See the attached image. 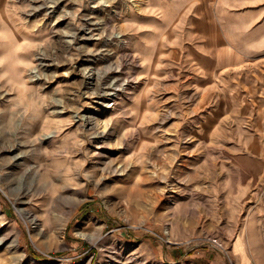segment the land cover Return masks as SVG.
I'll use <instances>...</instances> for the list:
<instances>
[{
	"label": "rangeland",
	"instance_id": "obj_1",
	"mask_svg": "<svg viewBox=\"0 0 264 264\" xmlns=\"http://www.w3.org/2000/svg\"><path fill=\"white\" fill-rule=\"evenodd\" d=\"M260 162L264 0H0V264H240Z\"/></svg>",
	"mask_w": 264,
	"mask_h": 264
},
{
	"label": "crops",
	"instance_id": "obj_2",
	"mask_svg": "<svg viewBox=\"0 0 264 264\" xmlns=\"http://www.w3.org/2000/svg\"><path fill=\"white\" fill-rule=\"evenodd\" d=\"M264 169V162H260ZM241 177L237 178L236 185V242L237 246L243 250L237 251L240 264H264L257 258L254 251L249 249L264 248V176L263 172H258L257 176L250 177L249 172L242 170ZM224 179V177H223ZM222 199L223 195H219ZM227 206L228 204H224ZM240 222V223H239ZM206 255H203V258ZM211 264H227L221 256L215 257Z\"/></svg>",
	"mask_w": 264,
	"mask_h": 264
},
{
	"label": "built area",
	"instance_id": "obj_3",
	"mask_svg": "<svg viewBox=\"0 0 264 264\" xmlns=\"http://www.w3.org/2000/svg\"><path fill=\"white\" fill-rule=\"evenodd\" d=\"M213 244H211L215 249H217L218 251H221L220 249H222V245L220 242H218L217 240H213L212 241ZM223 250V249H222Z\"/></svg>",
	"mask_w": 264,
	"mask_h": 264
},
{
	"label": "bare ground",
	"instance_id": "obj_4",
	"mask_svg": "<svg viewBox=\"0 0 264 264\" xmlns=\"http://www.w3.org/2000/svg\"><path fill=\"white\" fill-rule=\"evenodd\" d=\"M54 8V7H53ZM90 76V75H89ZM109 88V87H108ZM107 89V88H106ZM105 91V90H104ZM111 91V90H110ZM101 95V94H100ZM103 95H106V96H112L113 94L109 92V90H107L106 92H104ZM102 95V96H103Z\"/></svg>",
	"mask_w": 264,
	"mask_h": 264
}]
</instances>
